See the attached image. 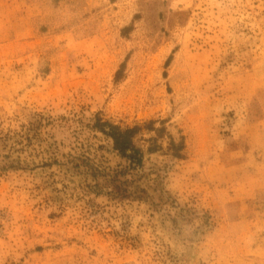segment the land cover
Returning <instances> with one entry per match:
<instances>
[{
  "label": "rangeland",
  "instance_id": "1",
  "mask_svg": "<svg viewBox=\"0 0 264 264\" xmlns=\"http://www.w3.org/2000/svg\"><path fill=\"white\" fill-rule=\"evenodd\" d=\"M0 264H264V0H0Z\"/></svg>",
  "mask_w": 264,
  "mask_h": 264
},
{
  "label": "trees",
  "instance_id": "2",
  "mask_svg": "<svg viewBox=\"0 0 264 264\" xmlns=\"http://www.w3.org/2000/svg\"><path fill=\"white\" fill-rule=\"evenodd\" d=\"M121 70L117 71V77L120 76ZM157 119H150L135 124L122 125L115 123L109 119L97 115L93 120L91 126L96 130L102 132L113 141V148L125 160L126 164L122 168L115 170V173L122 175V173H134L133 169H137L144 164L145 152L157 151L160 149L158 144L159 138L164 135L166 127L163 125H156ZM155 132V135L149 137L143 136L146 132ZM141 135V139L147 141L146 144H138L136 138ZM169 150L176 158L185 157V142L184 137L180 140L175 139L171 135L169 142Z\"/></svg>",
  "mask_w": 264,
  "mask_h": 264
}]
</instances>
